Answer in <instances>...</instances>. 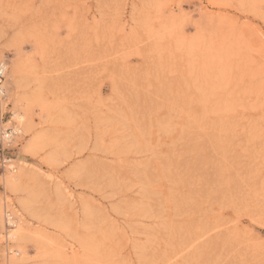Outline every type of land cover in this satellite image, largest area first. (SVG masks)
<instances>
[{
    "label": "rangeland",
    "instance_id": "374dc122",
    "mask_svg": "<svg viewBox=\"0 0 264 264\" xmlns=\"http://www.w3.org/2000/svg\"><path fill=\"white\" fill-rule=\"evenodd\" d=\"M0 59V264H264V0H0Z\"/></svg>",
    "mask_w": 264,
    "mask_h": 264
},
{
    "label": "bare ground",
    "instance_id": "6f19581e",
    "mask_svg": "<svg viewBox=\"0 0 264 264\" xmlns=\"http://www.w3.org/2000/svg\"><path fill=\"white\" fill-rule=\"evenodd\" d=\"M15 66H16V64H15ZM0 68L3 70V71H6V74H7V72H8V68H9V63H8V61L7 60H2V59H0ZM5 79H6V77H5ZM5 79H4V85H3V87L5 88ZM5 91H6V88H5ZM15 116H17L18 118H22V115L20 114V113H16L15 114ZM23 121V120H22ZM21 130V128L20 127H15L14 128V131L17 133V132H19ZM7 178V181L8 182H13L16 178H17V176L16 175H13V174H11V175H9L8 177H6ZM18 179V178H17ZM8 219L10 220V221H12V223H14L16 226H18L17 225V220L16 221H13V216H11V214H8ZM11 223V224H12ZM13 224V225H14ZM16 228V227H15ZM16 231H17V229H15ZM15 230H14V232L12 233V237L13 238H16V235H17V232H15ZM20 251L19 250H17L16 251V254L17 253H19Z\"/></svg>",
    "mask_w": 264,
    "mask_h": 264
},
{
    "label": "built area",
    "instance_id": "2783aa9c",
    "mask_svg": "<svg viewBox=\"0 0 264 264\" xmlns=\"http://www.w3.org/2000/svg\"><path fill=\"white\" fill-rule=\"evenodd\" d=\"M5 77H6V71H3L0 68V103H1L2 98L5 97L6 95L5 88L3 87ZM14 133L15 131L13 130L5 129V131L3 132V137L5 140H10L12 136L14 135Z\"/></svg>",
    "mask_w": 264,
    "mask_h": 264
}]
</instances>
